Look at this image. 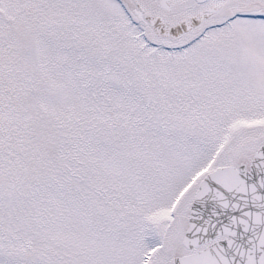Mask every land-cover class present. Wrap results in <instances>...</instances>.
<instances>
[{"label": "snow or ice", "instance_id": "obj_1", "mask_svg": "<svg viewBox=\"0 0 264 264\" xmlns=\"http://www.w3.org/2000/svg\"><path fill=\"white\" fill-rule=\"evenodd\" d=\"M0 264H264V0H0Z\"/></svg>", "mask_w": 264, "mask_h": 264}]
</instances>
